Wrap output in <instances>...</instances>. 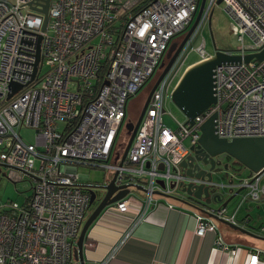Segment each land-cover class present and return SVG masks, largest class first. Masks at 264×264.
Returning <instances> with one entry per match:
<instances>
[{"label": "built area", "instance_id": "1", "mask_svg": "<svg viewBox=\"0 0 264 264\" xmlns=\"http://www.w3.org/2000/svg\"><path fill=\"white\" fill-rule=\"evenodd\" d=\"M145 1L49 0L42 31L44 15L39 10L44 0H0V163L10 170L11 179H27L32 187L22 205L9 201L0 207V264H74L73 250L91 196L82 186L88 177L77 175L80 165L112 169L114 185L129 189L109 207L119 213L136 209L127 238L155 205L182 198V183H206L184 175L180 163L189 148L198 145L200 128L211 116H216L214 133L220 139L264 137V59L217 66L215 104L193 123L187 117L182 123L174 119L175 128L164 123L172 82L200 21L153 90L119 164L123 153L116 145L127 98L160 69L172 38L189 28L200 4L150 0L142 6ZM216 2L208 0L204 20ZM221 3L239 30L236 54L262 52L264 0ZM197 52L200 59L211 56L204 41ZM13 84L20 88L8 98ZM22 129L35 131L33 142L23 138ZM263 176L264 170L232 214L223 208L210 213L237 224L240 203L264 194ZM212 220L196 214L195 234L214 230ZM217 246L223 247L220 240ZM259 260L258 253L250 257L252 264Z\"/></svg>", "mask_w": 264, "mask_h": 264}, {"label": "crops", "instance_id": "2", "mask_svg": "<svg viewBox=\"0 0 264 264\" xmlns=\"http://www.w3.org/2000/svg\"><path fill=\"white\" fill-rule=\"evenodd\" d=\"M241 197L228 214L236 210ZM169 202L163 200L149 210L127 238L124 235L136 219V209L130 207L125 213L105 209L85 236V263L252 264L251 255L258 253L257 264H264V194L255 200L247 198L238 207L234 226L246 233L213 219L215 229L198 236L195 216L204 213L181 198L172 197ZM218 240L223 247L217 246Z\"/></svg>", "mask_w": 264, "mask_h": 264}, {"label": "water", "instance_id": "3", "mask_svg": "<svg viewBox=\"0 0 264 264\" xmlns=\"http://www.w3.org/2000/svg\"><path fill=\"white\" fill-rule=\"evenodd\" d=\"M205 3L206 0H200L195 18L186 30L182 40L180 42L170 43L165 56L166 62L163 61L160 65L162 72L150 90L137 121L135 124L131 122L125 124L127 133L129 134V139L119 160V164H122L127 150L132 143L153 90L198 26L204 12ZM220 3L221 0H217L216 4ZM48 4L49 0H44L42 9L39 10L44 15L43 26L41 29L42 31H44L47 21ZM40 39L41 37L39 36L38 48ZM253 59L258 61L263 60L264 50L260 53L246 54L242 56L240 54H228L222 49L214 48L213 54L208 59H201L189 65L183 71L174 86L171 93V99L183 112L185 117L189 119L188 122L193 123V119L196 116L200 115L216 102V98L214 96V69L224 63H248ZM19 88V85L13 84L8 98H10L11 95ZM215 117V115L211 116L202 124L198 145L190 147V155H188L187 158L180 163V167L182 168L184 175L195 180L206 181V183H182L181 193H185L187 196L191 197L192 202L189 203L191 207L210 216L212 219L221 221L222 223H225L242 233H246L244 229L229 224V222L210 213V211L219 210L221 208L228 212V204L233 201L235 197L242 195L245 191V187H240L232 194L233 189L237 186L233 179L226 182H224L223 179L221 182L213 179L212 172L214 171L216 165H220V163L215 162L214 157L221 154L229 155L234 158L237 163L249 170L250 173H256L258 176L261 173L260 170L264 168V137H238L233 138L230 141L220 139L214 133ZM201 151L202 153H205V156L202 157V159L200 158L201 156H197ZM117 159L118 156L116 160ZM1 166L5 167L4 165ZM204 167L208 169L205 170ZM225 169H227V167ZM115 176L116 174L107 185H82L89 188V192L91 194L90 206L96 201L94 188H99L105 193L102 199L94 206L80 230L78 240L73 250L74 258L78 262L77 264H86L83 256V243L89 228L107 207L123 199L129 193V189L126 186L117 187L114 185ZM137 189L143 192L145 191L142 187H137ZM225 189H228V192L226 193L230 194L227 198H225ZM213 204H215V206H213Z\"/></svg>", "mask_w": 264, "mask_h": 264}, {"label": "rangeland", "instance_id": "4", "mask_svg": "<svg viewBox=\"0 0 264 264\" xmlns=\"http://www.w3.org/2000/svg\"><path fill=\"white\" fill-rule=\"evenodd\" d=\"M207 7H208V0L205 3L203 15H205L204 13L207 10ZM203 15L200 20L201 26L199 28L198 34L196 35V38L186 48V52H187L186 59H185L183 67L178 73V76L174 78L172 82L173 87L175 86L176 82L179 80L178 77L180 78L183 71L189 66V64L200 59V55L197 52V48L200 46V44L203 41L205 43V51L209 53L210 55L213 54L214 48L222 49V50H229L234 54L239 52V49L241 46V43L238 40L239 30H238V27L233 17H231L229 13L225 10L224 4L215 3L214 5H212V7L208 11V14L205 20L203 19L204 17ZM183 35L180 33L175 35L172 38V42L173 41L180 42V39L182 38ZM247 41L248 40L245 39V42ZM161 72H162V68L157 69L154 72V74L151 75L147 79V81L135 93L131 94L127 98L126 117L124 120V124L122 128L120 129V133L118 135V140H117V145H116L117 152H119L120 154L123 153L125 146L127 144V141L129 139V134L127 133L125 124L129 122L135 123L137 121L140 111L142 110V107L144 105V102L150 90L152 89L153 85L155 84L156 80L158 79L159 75L161 74ZM174 119L182 123L185 120V115L175 105L173 100L169 99L165 104L164 123L169 128H175L176 123ZM34 133L35 131L32 129H22L21 130V135L28 142L34 141ZM184 144L186 146L189 145L188 139L184 141ZM109 163L113 164L114 158L110 159ZM9 172L10 170L7 167H2L0 169V207L3 204L8 203L9 201H13L19 205H22L26 201V199L32 195V187L29 181L27 179H23L20 181H14L10 178ZM113 174H114V171L112 169H104L101 167L92 168L89 166H82V165L77 167L78 176H81L83 178L88 177V179H86V181H88L87 185L99 186L102 184L109 183L113 177ZM254 175H257V174H254ZM213 179L218 182L222 181V176H221L220 171L213 173ZM86 183H82V184H86ZM94 191L97 196V199L95 202L98 203V201L102 199L105 192H103V190L99 188H94ZM234 202L235 200L231 201L228 204V211H232ZM95 205L89 207V213L88 212L86 213L83 223L81 225V228L85 220L90 215L92 208H94ZM213 206H215V204H213ZM109 207H107L106 209H109ZM73 262L74 264L78 263L75 260L74 256H73Z\"/></svg>", "mask_w": 264, "mask_h": 264}, {"label": "flooded vegetation", "instance_id": "5", "mask_svg": "<svg viewBox=\"0 0 264 264\" xmlns=\"http://www.w3.org/2000/svg\"><path fill=\"white\" fill-rule=\"evenodd\" d=\"M186 31L181 32L180 34H185ZM184 36V35H183ZM182 36V38H183ZM182 38L180 39V41L182 40ZM174 42V41H173ZM168 50V49H167ZM167 54V52L165 53V55ZM163 61L166 62V58L164 56ZM162 61V62H163ZM141 112V111H140ZM135 124V123H134ZM195 147V146H194ZM191 152L188 153V155H190ZM197 156H201L200 158L202 159V157L205 156V153L199 152V154ZM215 162L220 163V165H216L214 168V171L212 172V176L214 172H219L221 173L222 179L224 182L233 179L234 183H236V187L233 189L232 194L238 190L240 187H245V191L242 193L243 196L244 194H246V192H249V185L251 183H253L256 175H254L253 173H250L249 170H247L246 168H244L241 164L237 163L234 158H232L229 155L226 154H221L218 155L216 157H214ZM2 163H0V169L2 168ZM227 167V169H225ZM205 170H207L208 168L204 167ZM262 174V172H261ZM259 174V175H261ZM264 177V176H263ZM104 185V184H102ZM104 192V191H103ZM225 193L228 192V189L224 191ZM230 194H225V198H227ZM238 198L235 197L233 200H236ZM242 198V197H241ZM97 199V196H96ZM97 204V202H94L93 205ZM91 205V206H93Z\"/></svg>", "mask_w": 264, "mask_h": 264}, {"label": "bare ground", "instance_id": "6", "mask_svg": "<svg viewBox=\"0 0 264 264\" xmlns=\"http://www.w3.org/2000/svg\"><path fill=\"white\" fill-rule=\"evenodd\" d=\"M45 30V29H44ZM238 138V137H237ZM117 158V157H116ZM182 169V168H181ZM263 170H264V168L263 169H261L260 171L261 172H263ZM183 171V170H182ZM253 174H256V173H253ZM261 174V173H260ZM259 176V175H258ZM256 177H257V175H256ZM113 178V177H112ZM111 181V180H110ZM108 183H106V184H104V185H107ZM82 185H86V186H88L87 184H82ZM89 186H91V185H89ZM91 197V196H90ZM181 199H183V201L186 203V204H188L189 205V203H191L192 202V199H191V197H189V196H187L185 193H183V197L181 198ZM100 201V200H99ZM190 206V205H189ZM193 208V207H192Z\"/></svg>", "mask_w": 264, "mask_h": 264}, {"label": "trees", "instance_id": "7", "mask_svg": "<svg viewBox=\"0 0 264 264\" xmlns=\"http://www.w3.org/2000/svg\"><path fill=\"white\" fill-rule=\"evenodd\" d=\"M150 0H147V1H145L143 4H142V6H145L146 4H148V2H149ZM193 63V62H192ZM192 63H190V64H192ZM189 64V65H190ZM13 180V179H12ZM15 181V180H14ZM92 210H93V208H92ZM246 223V222H245Z\"/></svg>", "mask_w": 264, "mask_h": 264}]
</instances>
